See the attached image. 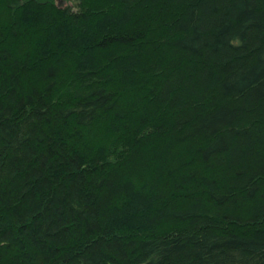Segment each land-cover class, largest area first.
<instances>
[{
	"label": "trees",
	"instance_id": "trees-1",
	"mask_svg": "<svg viewBox=\"0 0 264 264\" xmlns=\"http://www.w3.org/2000/svg\"><path fill=\"white\" fill-rule=\"evenodd\" d=\"M70 1L0 0V264H264V0Z\"/></svg>",
	"mask_w": 264,
	"mask_h": 264
},
{
	"label": "rangeland",
	"instance_id": "rangeland-1",
	"mask_svg": "<svg viewBox=\"0 0 264 264\" xmlns=\"http://www.w3.org/2000/svg\"><path fill=\"white\" fill-rule=\"evenodd\" d=\"M56 1V4H58V5H60V6H62V7H68V5H71V6H73V2H71L70 0H55Z\"/></svg>",
	"mask_w": 264,
	"mask_h": 264
}]
</instances>
